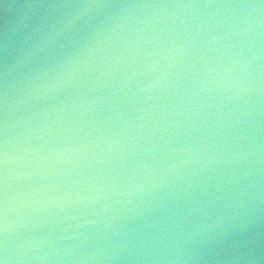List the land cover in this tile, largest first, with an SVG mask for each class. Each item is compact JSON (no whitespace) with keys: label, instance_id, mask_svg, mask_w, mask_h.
<instances>
[{"label":"water","instance_id":"obj_1","mask_svg":"<svg viewBox=\"0 0 264 264\" xmlns=\"http://www.w3.org/2000/svg\"><path fill=\"white\" fill-rule=\"evenodd\" d=\"M0 264H264V0H0Z\"/></svg>","mask_w":264,"mask_h":264}]
</instances>
